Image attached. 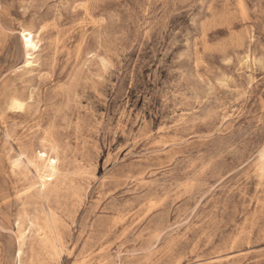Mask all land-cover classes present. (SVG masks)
<instances>
[{"label":"rangeland","instance_id":"374dc122","mask_svg":"<svg viewBox=\"0 0 264 264\" xmlns=\"http://www.w3.org/2000/svg\"><path fill=\"white\" fill-rule=\"evenodd\" d=\"M0 264H264V0H0Z\"/></svg>","mask_w":264,"mask_h":264},{"label":"bare ground","instance_id":"6f19581e","mask_svg":"<svg viewBox=\"0 0 264 264\" xmlns=\"http://www.w3.org/2000/svg\"><path fill=\"white\" fill-rule=\"evenodd\" d=\"M21 35H22L23 45H24L23 47L25 48V51L26 52L34 51L37 48L36 36L32 32L26 31V30L21 31ZM26 56H27V59H28L30 57V54L27 53ZM26 63L29 64L28 61H26ZM14 104L16 105V107L17 106H18V108L20 107L18 105V101L17 100H14ZM47 143H49V142H47ZM45 144H44V146H46V145L50 146V143L46 144V145ZM51 149H53V148H51ZM38 158H40L43 161L44 165L41 167L40 171L37 170L38 171L37 175L36 174L35 175L37 176V179L39 181L40 186L42 188H44L45 184L48 181L52 180L54 178V176L56 175V172H57V161L58 160H57V157L55 155H49V154H42L41 157H38Z\"/></svg>","mask_w":264,"mask_h":264}]
</instances>
